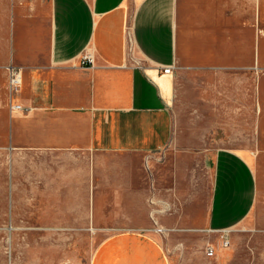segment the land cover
<instances>
[{
  "label": "crops",
  "instance_id": "1",
  "mask_svg": "<svg viewBox=\"0 0 264 264\" xmlns=\"http://www.w3.org/2000/svg\"><path fill=\"white\" fill-rule=\"evenodd\" d=\"M260 1L0 0V107L6 113L0 140L33 158V166L49 167L47 203L72 204L69 190L80 179L82 204L90 210L79 229L105 236L90 264H171L157 238L128 229L129 217L102 215L95 177L109 156L138 159L169 144L175 72L225 82L254 73V64L257 69L264 60V32L262 43L260 30L254 39ZM85 52L94 66L80 65ZM10 64L21 70L13 94L7 88ZM261 94L260 109L263 80ZM13 104L22 110H10ZM225 153L214 161L212 229L243 220L256 193L255 179L251 186L234 179L233 163L248 173L243 159ZM71 171L80 174L68 176Z\"/></svg>",
  "mask_w": 264,
  "mask_h": 264
},
{
  "label": "rangeland",
  "instance_id": "2",
  "mask_svg": "<svg viewBox=\"0 0 264 264\" xmlns=\"http://www.w3.org/2000/svg\"><path fill=\"white\" fill-rule=\"evenodd\" d=\"M258 30L262 43L264 0L254 7V39ZM256 67L253 74L246 71L226 82L216 75L175 72L169 144L138 159L109 156L95 177L93 193L102 215L129 217L128 229L157 238L171 264H264V108L258 105L264 60ZM3 110L0 107V116L6 118ZM0 135L5 136V130ZM225 151L243 159L237 158L248 173L233 163L234 179L250 186L255 179L256 193L243 220L212 229L207 219L214 161ZM32 161L0 140V264H90L105 236L79 229L90 210L82 204L86 190L80 179L69 190L72 204L47 203L45 196L52 189L43 186L49 184L51 171ZM152 218L166 230L163 235L153 233ZM88 224L92 228V222ZM208 245L214 249L212 255L206 253Z\"/></svg>",
  "mask_w": 264,
  "mask_h": 264
},
{
  "label": "built area",
  "instance_id": "3",
  "mask_svg": "<svg viewBox=\"0 0 264 264\" xmlns=\"http://www.w3.org/2000/svg\"><path fill=\"white\" fill-rule=\"evenodd\" d=\"M80 65L83 66V67H92L94 66V57L92 55V53L90 52H85L81 57H80ZM6 71H7V88H8V92L10 94H13V93H16L19 89H20V86H21V70L16 67V66H13V65H9L7 66L6 68ZM164 73H170V69L167 68V69H164L163 70ZM10 110H22V108L20 107V105H17V104H13L10 106ZM152 221H153V228H152V231L154 234H157L159 236L163 235L164 232L166 231L163 227L159 226L157 221L154 220L152 218ZM221 240H223V245H227V237H225L224 235L220 237ZM206 253L208 255H212L214 253V249L212 246L208 245L206 247Z\"/></svg>",
  "mask_w": 264,
  "mask_h": 264
}]
</instances>
